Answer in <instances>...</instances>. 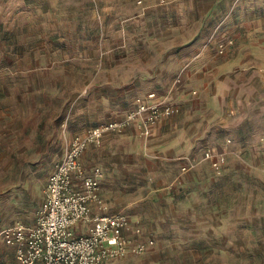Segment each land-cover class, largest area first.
<instances>
[{"label":"rangeland","instance_id":"obj_1","mask_svg":"<svg viewBox=\"0 0 264 264\" xmlns=\"http://www.w3.org/2000/svg\"><path fill=\"white\" fill-rule=\"evenodd\" d=\"M150 91L175 111L83 154L101 181L92 213L128 215L160 264H264V0H0V264L72 140Z\"/></svg>","mask_w":264,"mask_h":264},{"label":"built area","instance_id":"obj_2","mask_svg":"<svg viewBox=\"0 0 264 264\" xmlns=\"http://www.w3.org/2000/svg\"><path fill=\"white\" fill-rule=\"evenodd\" d=\"M175 111L169 101L160 100L156 91L139 97L136 108L125 118L95 127L84 136L75 137L63 159L49 177L44 201L37 214V223H23L4 231V241L15 248L12 264H116L127 250L142 253L155 240L138 241L142 229L133 226L126 214H93L94 204L102 205L101 181L98 172H87L82 157L90 145L110 131H122L139 121L143 132ZM213 167L221 169L224 157L205 153ZM85 231H77V225ZM131 231L135 237H127Z\"/></svg>","mask_w":264,"mask_h":264},{"label":"crops","instance_id":"obj_3","mask_svg":"<svg viewBox=\"0 0 264 264\" xmlns=\"http://www.w3.org/2000/svg\"><path fill=\"white\" fill-rule=\"evenodd\" d=\"M195 50L196 49H194V51ZM206 57V55H200L195 57V59L193 60L194 62L192 64V72L202 66L204 69L208 67V64L206 63ZM217 100L218 99L216 98L215 102ZM191 146L192 145H190V143H166V148L168 149V152L173 153L177 156L189 153L192 150ZM157 224L155 226L154 232L156 234H162L164 232V228L161 226L160 222H157ZM84 227L85 225L79 224L76 226L75 229L77 231H85L86 229ZM146 233V231H142L141 237H136L138 241L147 242L149 239H154L152 237H146ZM125 235L127 237H135V235L131 231H126ZM160 251V248L157 249L153 245L148 246L147 250L142 253H134L131 250H127L123 255L119 256L115 260V262L116 264H160V262H158L161 259Z\"/></svg>","mask_w":264,"mask_h":264}]
</instances>
